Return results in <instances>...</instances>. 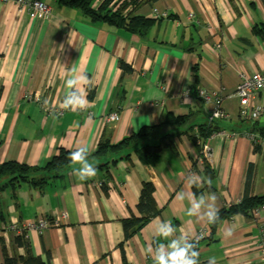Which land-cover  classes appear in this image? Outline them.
<instances>
[{
    "label": "crops",
    "instance_id": "1",
    "mask_svg": "<svg viewBox=\"0 0 264 264\" xmlns=\"http://www.w3.org/2000/svg\"><path fill=\"white\" fill-rule=\"evenodd\" d=\"M45 1L53 15L43 20L19 11L15 3L0 2V164L43 166L61 148L84 145L92 154L102 137L116 143L169 113L185 116V122L161 127L119 154L89 156L97 172L92 179L79 180L73 172L79 165L71 164L40 188L24 183L1 190L0 264L6 254L17 264L26 256L6 225L41 217L54 225L41 232L30 229L26 236L31 254L45 264H153L146 249L155 247L159 223L169 222L175 236L190 239L208 225L187 215L190 205L180 193L214 195L218 209L238 203L244 194L264 193V141L253 131L257 119L241 117L243 106L234 94L241 74L264 71V0H146L135 14L158 19L144 36L91 23L79 9ZM122 62L131 70L123 71ZM73 68L91 79L89 107L60 116L45 112L43 102L62 106ZM199 88L224 89L227 114L212 123L204 141L198 139L201 154L204 143L210 148L203 160L189 138L208 122V107L196 97ZM186 89L191 99L182 102L179 95ZM28 94L40 96V102ZM256 106L264 108V90L250 99L248 110ZM115 111L119 119L108 120ZM258 119L264 124V113ZM168 133L174 136L160 157L144 164L134 150L159 143ZM127 153L130 158H120ZM112 157L119 159L98 167ZM204 160L213 177L207 176ZM192 173L201 177L202 187L188 183ZM144 182L154 184L162 212L126 239L123 220L140 215ZM263 228L264 210L255 218L238 213L224 219L214 240L208 231L201 240L199 264L212 257L215 264H264ZM228 229L231 236L225 235Z\"/></svg>",
    "mask_w": 264,
    "mask_h": 264
},
{
    "label": "trees",
    "instance_id": "2",
    "mask_svg": "<svg viewBox=\"0 0 264 264\" xmlns=\"http://www.w3.org/2000/svg\"><path fill=\"white\" fill-rule=\"evenodd\" d=\"M52 1L63 6L79 9L82 15L91 23L102 22L110 26L123 28L140 36H144L152 24L158 19L135 14V11L138 9L139 5L146 0H100L97 5H94L96 0ZM147 1L153 2L155 0ZM120 67L123 71L131 70V66L124 62L120 64ZM183 122H185V116L169 113L162 118L160 123L151 126H143L138 132H134L116 143L111 142L108 138L102 137L97 144L96 150L89 156L103 157L108 154H119L123 150L138 144L142 138L149 137L157 129L168 125L173 126L181 124ZM254 123L255 125H258L253 129L254 133L264 141V124H261L259 119L255 120ZM212 130V124L207 122L206 124L199 126L198 136L195 135V132H192L189 135V138L193 142L198 153H200L202 147V143L200 144L198 139L202 137L204 141L212 132ZM170 136H174V133L164 134L160 138L159 143L141 144L134 151L144 164H153L160 157L163 147L168 144L167 141L170 140ZM254 144L256 150L261 149V144H259L257 141H255ZM74 150L61 148L59 152L43 166H33L15 161H6L1 163L0 191L6 187H12L13 190H16L24 183L29 184L33 188H40L48 183L51 179L62 176L63 171H65L72 164L70 160V153ZM131 155V153H127L120 158H130ZM118 159L112 157L110 161L101 163L98 165V167L101 168L108 166L110 162H117ZM193 163L196 165L195 160ZM204 167L207 176L213 177L214 173L210 169V165L205 162V160ZM261 206H264V193L262 195L244 194L238 203L219 209V220L216 223H208L206 226V229L209 232L207 237L211 240H214L213 237L224 219L230 218L238 213L252 217V211ZM137 209L140 214L139 216H132L123 220V228L126 239L138 233L153 217L159 215L162 212V209L157 205L155 198V186L152 182L143 183L140 197L137 202ZM15 236L16 243L26 248V256L20 258L23 264H45L40 258L34 257L31 254L29 250L30 246L28 238L25 232L16 234ZM204 237L205 235L197 239H192V241L196 243V248L198 251H200V243ZM17 262L18 260L16 258H10L6 254L5 264H17Z\"/></svg>",
    "mask_w": 264,
    "mask_h": 264
},
{
    "label": "clouds",
    "instance_id": "3",
    "mask_svg": "<svg viewBox=\"0 0 264 264\" xmlns=\"http://www.w3.org/2000/svg\"><path fill=\"white\" fill-rule=\"evenodd\" d=\"M92 82L86 72H80L73 68L66 79L65 97L62 107L70 111H84L89 107L88 93ZM216 115V113H214ZM90 149L87 145L77 147L70 153V160L73 165H79L73 172L81 181L92 179L96 176V167L89 161ZM188 183L197 188L203 186L201 177L192 173L188 177ZM207 183L211 185V180ZM180 199H187L189 207L187 215L197 219L206 220L208 223H216L219 220V209L215 205V196L200 195L196 197L194 193H180ZM176 228L169 222H161L157 225L154 237L155 247L149 245L146 249L148 255L153 259V264H199V251L196 243L187 235L175 236ZM232 229H228L226 236H231ZM167 241L162 243L160 240ZM208 264H215V258H209Z\"/></svg>",
    "mask_w": 264,
    "mask_h": 264
},
{
    "label": "built area",
    "instance_id": "4",
    "mask_svg": "<svg viewBox=\"0 0 264 264\" xmlns=\"http://www.w3.org/2000/svg\"><path fill=\"white\" fill-rule=\"evenodd\" d=\"M1 3H15L18 6L19 11L28 12L33 18L38 19H49L53 15V9L49 3L45 0H0ZM264 90V71H256L251 74H241L240 83L234 91V94L239 97L240 103L243 109L240 111L241 117H250L253 119H258L263 113L264 108L261 106H256L251 110H248L250 99L254 97L256 92ZM224 89L217 88H199L196 93V97L200 99L208 107V123L212 124L217 120H221L227 117V114L222 106ZM29 99H34L40 102V96L28 94L26 96ZM182 102H188L191 99L190 90L186 89L179 95ZM42 109L47 112L54 114L55 116H60L66 111L62 106L48 105L45 102L42 104ZM216 113V115H214ZM119 119L118 112H112L108 116V120ZM225 134V132H221ZM251 138L255 137V134H250ZM210 156V148L204 143L202 148V154L199 159ZM264 210V206H261L252 211L254 218L259 215L261 211ZM66 212H62V217H66ZM54 225L48 218H38L36 221H14L6 225V230L20 234L30 229H37L38 231H43L49 226ZM207 229L201 230L195 238L197 239L204 236ZM192 240V239H191ZM259 249L261 252L262 259L264 260V228L261 229V236L259 241Z\"/></svg>",
    "mask_w": 264,
    "mask_h": 264
},
{
    "label": "rangeland",
    "instance_id": "5",
    "mask_svg": "<svg viewBox=\"0 0 264 264\" xmlns=\"http://www.w3.org/2000/svg\"><path fill=\"white\" fill-rule=\"evenodd\" d=\"M152 143H154V141H152Z\"/></svg>",
    "mask_w": 264,
    "mask_h": 264
}]
</instances>
